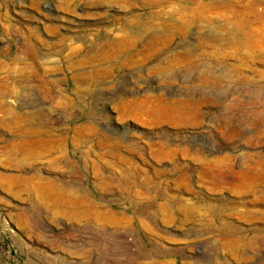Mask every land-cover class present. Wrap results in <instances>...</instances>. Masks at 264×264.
I'll use <instances>...</instances> for the list:
<instances>
[{
	"label": "rangeland",
	"instance_id": "rangeland-1",
	"mask_svg": "<svg viewBox=\"0 0 264 264\" xmlns=\"http://www.w3.org/2000/svg\"><path fill=\"white\" fill-rule=\"evenodd\" d=\"M0 264H264V0H0Z\"/></svg>",
	"mask_w": 264,
	"mask_h": 264
}]
</instances>
